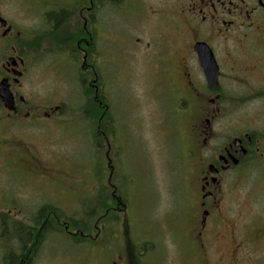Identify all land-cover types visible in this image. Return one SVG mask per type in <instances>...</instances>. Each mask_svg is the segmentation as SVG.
I'll list each match as a JSON object with an SVG mask.
<instances>
[{
    "label": "rangeland",
    "instance_id": "obj_1",
    "mask_svg": "<svg viewBox=\"0 0 264 264\" xmlns=\"http://www.w3.org/2000/svg\"><path fill=\"white\" fill-rule=\"evenodd\" d=\"M1 1L26 27L41 94H54L56 102H68L70 93L76 95L71 110L75 121L57 119L36 126L28 122L11 131L0 129V186L16 190L29 202L28 216L36 212V199L44 200L72 217L75 225L87 219L84 226L92 233V238L80 242L78 237L47 235L33 264H264V161L252 168L242 165L222 177L219 223L211 214L208 230L196 238L201 220L192 207L198 194L194 176L201 166L196 161L202 158L203 166L216 149L210 142L197 155L191 121L199 120L201 112L183 108V95L174 90L170 78L157 77L153 70L146 46L151 43L152 50L155 40L169 31L162 15L168 0H116V4L107 0L106 8L94 0L96 9L88 26L99 70L107 42V143L97 135V122L84 120L85 113L92 116L96 111L84 99L78 78L83 55L77 62L66 41L83 28L79 12L85 0H54L68 12L56 33L47 32L36 15L24 10L23 6L37 5V0ZM42 40L46 44L39 45ZM248 112L255 118L261 110L251 104L246 109L222 110L212 128L208 126L215 142L223 130L245 129ZM4 135L9 141L2 140ZM17 137L26 138L27 144H13ZM1 189L0 196L5 191ZM113 191L120 205L102 218L95 238V222L106 210L98 204L104 196L102 202L111 205ZM0 203L4 204L1 199ZM91 208L96 213L90 220L85 212ZM22 218L26 221L24 215L0 206V264H10V257L17 262L21 258L18 249L9 246L20 244L13 235L18 234L20 222L25 223Z\"/></svg>",
    "mask_w": 264,
    "mask_h": 264
},
{
    "label": "flooded vegetation",
    "instance_id": "obj_2",
    "mask_svg": "<svg viewBox=\"0 0 264 264\" xmlns=\"http://www.w3.org/2000/svg\"><path fill=\"white\" fill-rule=\"evenodd\" d=\"M37 1V5L23 6L24 10L36 15L41 21L39 26L48 29L47 32L60 31V23L68 17L67 10L62 9L58 1ZM98 2L106 8L107 0ZM163 8L162 15L166 16L169 31L164 38L155 40L156 47L152 50L151 43L146 46L152 56L153 70L157 77V74H162L170 78L174 90L183 95L180 100L183 108L190 106L192 110L201 112L198 121H191L194 135L192 146L196 148L197 155L210 142L216 149V155L206 160L203 166L202 158L198 156L196 161L201 166L196 167V180L193 179L198 194L192 207L201 218L196 234L199 239L208 230L209 217L214 215V221L219 223V216L222 215L218 197L222 177L242 165L252 168L253 164L264 161V0H168ZM95 9L94 0H85L79 12L84 21L83 28L68 36L66 41L77 62L83 55L78 78L82 82L84 99L96 111L92 116L85 113L84 120L97 122V135L107 143L108 72L104 69L107 42L103 44L105 59L102 58V69L99 70L93 58L96 43L88 26L89 16L94 15ZM41 16L42 20L39 18ZM25 28L15 21L11 10L5 9L0 0V129L11 131L12 127L24 126L28 122L36 126L40 122L53 123L57 119H60L59 122L66 119L75 121L71 110L76 95L70 93L68 102L63 99L56 102L54 94H41L38 90L35 55ZM46 36L50 37L49 34ZM47 39H50L49 43L55 42L54 38ZM140 40L136 39L138 42ZM41 44H46L45 40ZM203 54L212 55L215 62V86H210L207 79L201 62ZM254 97L255 101H250ZM248 104L261 110L260 117L254 118L252 112H248L249 115L243 119L245 129L238 128L233 133L223 130L224 133H220L219 140L215 142L208 126L211 127L219 118L221 111L246 109ZM67 107L69 110L65 112L63 109ZM8 139L9 136L4 135L2 140ZM12 142L27 144L26 138L22 137ZM0 188L5 189L1 191L0 199L4 204L0 203V206L7 207L10 213L14 211L26 217V221L21 219L25 223L20 222L18 234L13 235L20 239V244L9 246L10 250L17 248L21 258L17 262L10 257V264H33L34 255L41 251L44 238L49 234L92 238L91 232L76 228L74 223L61 221L54 212H45L46 206L57 207L55 204L36 199V212L28 216L29 202L20 198V194L10 187ZM112 197L119 200L114 191ZM105 214L95 222V238L100 233L98 225ZM7 216L13 221L8 213ZM62 224L64 230H61ZM200 246L203 249L204 242ZM10 250L9 253H13Z\"/></svg>",
    "mask_w": 264,
    "mask_h": 264
},
{
    "label": "trees",
    "instance_id": "obj_3",
    "mask_svg": "<svg viewBox=\"0 0 264 264\" xmlns=\"http://www.w3.org/2000/svg\"><path fill=\"white\" fill-rule=\"evenodd\" d=\"M116 0H114V2H115ZM115 4H116V2H115ZM77 38H78V36H77ZM118 198V197H117ZM102 199H105L104 198V196H102ZM102 199H101V201L99 202V206H100V208L101 209H103L104 208V205H105V207H106V209H107V213H106V210H105V216L107 215V214H109L110 212H111V210H115L116 209V207L118 208L119 207V205H120V202H121V200H120V198H118L119 200L118 201H116V200H114V198L112 199V203H111V205H109V203H104V202H102ZM113 204H115L114 206H113ZM47 210H49L50 212H51V214H53V212L54 213H56L58 216H59V218H60V220L61 221H64L65 223L67 222H71V223H74V222H72V217L70 218V217H68V215H66V213H64V211H59L58 209H57V207H54V206H46L45 207V212L47 211ZM47 213V212H46ZM86 213V215H87V217H89V219L91 220V218L95 215V211H94V208H91V210L90 211H88V212H85ZM104 218V217H103ZM78 222H76V225L74 224V226L76 227V228H80V229H84V230H86L88 227L87 226H84L85 224H87L88 222H87V219L86 220H77ZM85 221V222H84ZM83 224V225H82ZM63 224H62V227H61V230H64V228H63ZM77 239V242H80L81 241V239L82 238H76ZM79 239V240H78Z\"/></svg>",
    "mask_w": 264,
    "mask_h": 264
},
{
    "label": "water",
    "instance_id": "obj_4",
    "mask_svg": "<svg viewBox=\"0 0 264 264\" xmlns=\"http://www.w3.org/2000/svg\"><path fill=\"white\" fill-rule=\"evenodd\" d=\"M201 62L204 66L210 86H215L217 83V68L212 55L203 54L201 56Z\"/></svg>",
    "mask_w": 264,
    "mask_h": 264
}]
</instances>
